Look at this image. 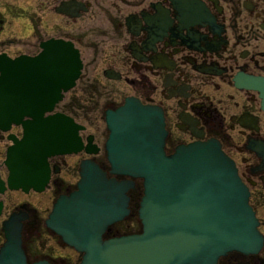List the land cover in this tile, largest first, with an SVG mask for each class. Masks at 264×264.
<instances>
[{
	"label": "flooded vegetation",
	"instance_id": "obj_1",
	"mask_svg": "<svg viewBox=\"0 0 264 264\" xmlns=\"http://www.w3.org/2000/svg\"><path fill=\"white\" fill-rule=\"evenodd\" d=\"M0 8L17 10L3 15L1 31L16 20L33 28L50 11L58 21V32L49 39L74 43L84 65V51L92 60L81 93L66 99L77 89L82 75L56 107L82 127L79 135L84 148L49 159L50 180L43 192L8 187L5 159L12 145L9 136L21 138L23 128L0 129L2 239L3 223L15 213H23V239L30 263L81 264L82 255L46 222L58 198L77 190L84 160L110 170L107 112L133 97L163 110L167 154L197 141L216 139L221 143L249 189L263 247L255 254L230 253L218 264H264V153L259 151L264 145V92L254 83L264 79V0H0ZM49 39L37 40L39 49ZM39 52L0 54L14 58ZM90 139L96 154L87 152ZM134 181L135 188L129 191L132 215L114 224L105 238L142 232L138 205L144 188L141 180ZM47 189L52 192L51 206L42 197Z\"/></svg>",
	"mask_w": 264,
	"mask_h": 264
},
{
	"label": "water",
	"instance_id": "obj_2",
	"mask_svg": "<svg viewBox=\"0 0 264 264\" xmlns=\"http://www.w3.org/2000/svg\"><path fill=\"white\" fill-rule=\"evenodd\" d=\"M40 49L34 56L0 54V129L23 128L21 138L9 136L5 165L12 190L43 192L49 159L84 148L82 127L56 111L82 75L80 50L54 38ZM254 83L264 92V79ZM106 124L110 170L84 160L77 190L58 198L46 222L82 255L81 264H218L230 253L262 249L249 189L218 140L180 145L167 154L163 110L133 97L108 111ZM91 141L87 152L96 154ZM260 148L264 153V145ZM136 179L144 187L138 205L142 232L105 238L114 224L132 215L129 191ZM23 219V213H15L3 223L0 264H51L29 262Z\"/></svg>",
	"mask_w": 264,
	"mask_h": 264
},
{
	"label": "rangeland",
	"instance_id": "obj_3",
	"mask_svg": "<svg viewBox=\"0 0 264 264\" xmlns=\"http://www.w3.org/2000/svg\"><path fill=\"white\" fill-rule=\"evenodd\" d=\"M16 14L17 10H5L3 8H0V20L3 18V15L6 16L8 14ZM50 16L47 17V19L42 20V24H35L33 28L24 23L20 22L19 20H16L13 24H10L6 27L5 30H0V52H7L9 54L15 55L20 53H37L40 51L38 47L37 40L39 41L40 38L43 40L49 39L51 37L56 36V32H58V29L55 28L57 24L56 17L50 12ZM2 24H0V29L2 28ZM39 38V39H38ZM36 45V46H35ZM35 46V48H34ZM85 57V68L82 73V81H78L77 89L73 92V90L66 95V99L71 97H76L81 93V85L83 83V80L88 79V73H90L91 70V57L87 56L86 51H84ZM87 82V81H86ZM85 84V83H84ZM70 102V100H68ZM67 101V102H68ZM65 102V103H67ZM64 103V104H65ZM63 104H61L62 106ZM59 111V109H57ZM81 152V151H80ZM4 157V155H3ZM51 190H46L45 194H42V197L46 200L47 205L50 204L51 206ZM3 239L0 234V244L2 243ZM51 245H54L52 242ZM61 252V250H59ZM63 253V252H62ZM76 261H74L72 264H75Z\"/></svg>",
	"mask_w": 264,
	"mask_h": 264
},
{
	"label": "trees",
	"instance_id": "obj_4",
	"mask_svg": "<svg viewBox=\"0 0 264 264\" xmlns=\"http://www.w3.org/2000/svg\"><path fill=\"white\" fill-rule=\"evenodd\" d=\"M137 194H140V190H138Z\"/></svg>",
	"mask_w": 264,
	"mask_h": 264
}]
</instances>
